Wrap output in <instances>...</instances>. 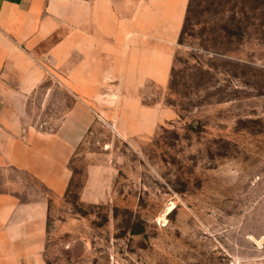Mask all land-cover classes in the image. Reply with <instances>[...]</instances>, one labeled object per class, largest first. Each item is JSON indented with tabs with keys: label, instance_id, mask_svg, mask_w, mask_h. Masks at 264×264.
<instances>
[{
	"label": "rangeland",
	"instance_id": "obj_1",
	"mask_svg": "<svg viewBox=\"0 0 264 264\" xmlns=\"http://www.w3.org/2000/svg\"><path fill=\"white\" fill-rule=\"evenodd\" d=\"M184 14L154 39L166 79L138 85L133 117L118 89L96 102L48 202L45 264H264V0H189L180 33ZM69 102L54 90L39 118Z\"/></svg>",
	"mask_w": 264,
	"mask_h": 264
},
{
	"label": "crops",
	"instance_id": "obj_2",
	"mask_svg": "<svg viewBox=\"0 0 264 264\" xmlns=\"http://www.w3.org/2000/svg\"><path fill=\"white\" fill-rule=\"evenodd\" d=\"M186 1L0 0V264H45L48 202L68 187L96 102L118 89L133 117L138 85L166 79L169 50L154 39L171 42ZM57 89L70 102L53 123L39 116Z\"/></svg>",
	"mask_w": 264,
	"mask_h": 264
},
{
	"label": "trees",
	"instance_id": "obj_3",
	"mask_svg": "<svg viewBox=\"0 0 264 264\" xmlns=\"http://www.w3.org/2000/svg\"><path fill=\"white\" fill-rule=\"evenodd\" d=\"M188 12H189V0L187 2L186 8H185V14H184V18H183V22H182V27H181L180 33H181L182 29H183V24L185 23V20L187 18Z\"/></svg>",
	"mask_w": 264,
	"mask_h": 264
}]
</instances>
